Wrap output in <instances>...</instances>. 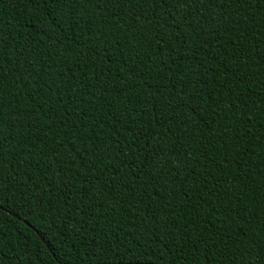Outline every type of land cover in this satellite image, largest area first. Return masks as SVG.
Listing matches in <instances>:
<instances>
[{"label":"trees","instance_id":"16d2710c","mask_svg":"<svg viewBox=\"0 0 264 264\" xmlns=\"http://www.w3.org/2000/svg\"><path fill=\"white\" fill-rule=\"evenodd\" d=\"M0 264H264V0H0Z\"/></svg>","mask_w":264,"mask_h":264}]
</instances>
